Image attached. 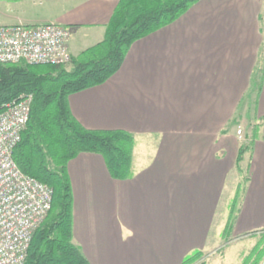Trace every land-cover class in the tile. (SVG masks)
Masks as SVG:
<instances>
[{"label":"crops","instance_id":"1","mask_svg":"<svg viewBox=\"0 0 264 264\" xmlns=\"http://www.w3.org/2000/svg\"><path fill=\"white\" fill-rule=\"evenodd\" d=\"M118 3L0 0V24H61L77 56L103 41ZM263 12L264 0H200L137 40L105 83L69 96L85 128L135 138L130 179L112 178L96 153L68 164L74 243L90 264H181L195 250L208 264L263 256L264 82L258 99L250 95ZM239 122L247 132L254 122L261 127L242 162L249 181L224 244L227 204L239 185Z\"/></svg>","mask_w":264,"mask_h":264},{"label":"trees","instance_id":"2","mask_svg":"<svg viewBox=\"0 0 264 264\" xmlns=\"http://www.w3.org/2000/svg\"><path fill=\"white\" fill-rule=\"evenodd\" d=\"M200 0H119L107 25L103 41L72 56L67 65L0 64V106L24 93L34 96L30 120L14 159L23 172L53 188L52 208L36 230L24 264H90L74 243V197L69 162L81 153L104 157L114 179L133 177L134 135L124 130H92L73 116L69 96L105 83L123 65L139 39L173 23ZM264 82V44L256 66L250 95L257 99ZM261 122L239 148L238 171L244 176L228 201L224 235L231 237L241 200L249 181V168L242 162L251 155ZM264 256V254H263ZM258 255L253 264L263 257ZM181 264H208L203 251L195 250Z\"/></svg>","mask_w":264,"mask_h":264},{"label":"built area","instance_id":"3","mask_svg":"<svg viewBox=\"0 0 264 264\" xmlns=\"http://www.w3.org/2000/svg\"><path fill=\"white\" fill-rule=\"evenodd\" d=\"M70 30L58 23L0 24V64L67 65ZM34 96L0 106V264H24L30 243L52 208L53 188L26 174L14 159L30 120ZM237 136L245 139L238 127Z\"/></svg>","mask_w":264,"mask_h":264},{"label":"rangeland","instance_id":"4","mask_svg":"<svg viewBox=\"0 0 264 264\" xmlns=\"http://www.w3.org/2000/svg\"><path fill=\"white\" fill-rule=\"evenodd\" d=\"M262 29L264 30V12H263V18H262ZM68 69L70 68V65H67L66 66ZM252 109V108H251ZM238 127H241L242 129H243V132H244V135H245V139H246V136L249 134H251L252 133V128H250V130H249V132H247L248 130L246 129V127H245V124H242V123H238V125H237ZM251 126H252V124H251ZM245 139L243 140V141H240V143L242 144L244 141H245ZM241 146V145H240ZM244 176H245V173H243V174H239V183H242V184H244ZM234 188H235V186H234ZM233 194V192H231L230 193V195H232ZM216 229H220V227L219 226H217L216 227ZM233 240V238H232V236L231 237H228V236H225L224 237V244H226V243H229V242H231ZM256 254H257V250H256ZM259 255V254H258ZM258 255H256V257L258 256ZM256 257H255V259H256ZM255 259L253 260V262L255 261ZM252 262V263H253ZM251 263V262H250Z\"/></svg>","mask_w":264,"mask_h":264}]
</instances>
